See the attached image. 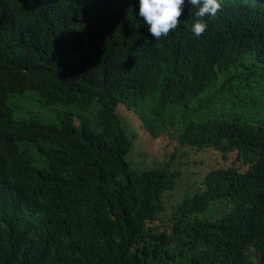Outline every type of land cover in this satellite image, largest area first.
<instances>
[{"label":"trees","instance_id":"1","mask_svg":"<svg viewBox=\"0 0 264 264\" xmlns=\"http://www.w3.org/2000/svg\"><path fill=\"white\" fill-rule=\"evenodd\" d=\"M218 2L200 36L185 0L180 26L155 40L139 0H0V264H264V123L184 112L229 94L221 78H258L240 81L264 93V0ZM26 92L43 107L98 106V121L72 108L52 124L17 118ZM122 107L155 133L189 120L180 147L224 160L167 230L154 223L184 171L133 167L142 140Z\"/></svg>","mask_w":264,"mask_h":264},{"label":"rangeland","instance_id":"2","mask_svg":"<svg viewBox=\"0 0 264 264\" xmlns=\"http://www.w3.org/2000/svg\"><path fill=\"white\" fill-rule=\"evenodd\" d=\"M240 80L245 84H250L258 81V78H253L249 82L244 78H240ZM240 80H233V83H229L228 85L226 79L221 78L219 84H224L223 91H228L230 95L227 93L218 95V93L213 90L208 94V96L214 94L211 98L212 102L210 106L194 111L192 106H190L189 109H185L184 112L187 113L188 119L194 121L215 119L228 121L238 120L255 126L259 125V123H264V93L262 91V84L259 82L254 85L252 90H246L244 89V84ZM234 93L243 94L250 98L257 96V102L252 103L246 100L240 102L238 96H231ZM38 98L39 95L36 92H26L23 98L15 96L11 101L15 116L17 118L40 117L47 123L52 124L59 122L61 114L67 109L72 108L76 110L79 115L83 114L90 121H98V106H93L90 109L65 105L43 107ZM127 109V107H122L123 115L129 119V126L139 134L142 140L137 148L136 157L137 154L138 157L134 158L133 153H130L127 157L133 167L138 169H155L161 167V164L166 163L165 166L170 165L171 168L180 167L181 170L184 171L183 176H180V179L177 180L175 188L165 193L164 201L166 204V211L159 214L158 220L154 223L155 225H159L162 229L167 230L169 218L172 219V211L185 196L190 194L191 188L193 189V184L197 182V179L201 180L210 170L224 165V160L221 158L220 154L214 150H207L205 153H195L187 147H180V142L178 140L176 142L179 131L178 127H180L181 132L184 128L183 123L187 124L189 120L185 122V120L179 121L175 118V122L179 124L172 126L168 122L162 130L155 133L147 129V125L145 124V121H147L146 118H143L144 120H139L135 117V113ZM149 143H151V146ZM140 150L145 151L140 152ZM173 153H175L174 157ZM240 163L247 167L242 161H240ZM181 164H184V166H180ZM189 164H191V166H189Z\"/></svg>","mask_w":264,"mask_h":264},{"label":"clouds","instance_id":"3","mask_svg":"<svg viewBox=\"0 0 264 264\" xmlns=\"http://www.w3.org/2000/svg\"><path fill=\"white\" fill-rule=\"evenodd\" d=\"M195 9L191 31L200 36L207 29L205 16H215L221 5L218 0H187ZM185 0H139L138 15L155 40L167 37L180 26Z\"/></svg>","mask_w":264,"mask_h":264}]
</instances>
